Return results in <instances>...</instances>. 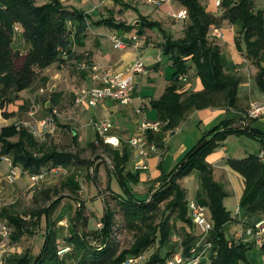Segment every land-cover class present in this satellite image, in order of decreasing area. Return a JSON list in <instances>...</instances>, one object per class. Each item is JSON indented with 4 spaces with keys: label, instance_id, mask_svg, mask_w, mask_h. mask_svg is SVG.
<instances>
[{
    "label": "trees",
    "instance_id": "16d2710c",
    "mask_svg": "<svg viewBox=\"0 0 264 264\" xmlns=\"http://www.w3.org/2000/svg\"><path fill=\"white\" fill-rule=\"evenodd\" d=\"M112 1L123 11H136L135 7L124 0ZM177 1L185 8L188 19L181 38L175 39L160 22L151 21L143 15L138 17L140 29L157 30L162 35L163 53L170 56L176 70L165 93L153 103L159 121L164 125L159 133L151 130L146 132L147 140L158 147L163 146L165 133L177 128L191 111L237 108L240 81L225 72L221 47L211 36L212 28L223 21L242 25L235 43L241 52L242 46L245 47L243 54L259 68L256 83L264 92V11L256 9L254 0H222L219 16L208 12L201 0ZM88 21V14L76 7L64 5L61 0H49L42 4H38L37 0H0V110L18 100L19 93L33 86L45 69L56 63L66 67L79 59L71 50V37L74 33L78 37L82 36L88 29ZM92 24L116 30L136 29L132 24L117 22L113 16ZM18 28L22 29L27 47L24 54H19L13 47ZM191 65H194L202 82L203 89L200 92H186L181 86L179 76L188 73ZM51 95L48 108L52 111V107L57 104V93ZM2 115L4 118H11L14 113L3 111ZM233 123L225 120L214 127L170 173L157 179L155 183L159 187L155 192L151 191L153 193L150 200L136 198L127 186L129 182H139V174L125 172L128 153L109 149L112 171L123 190V195L112 193V196L122 209L125 226L133 233L134 238L132 245L120 252L112 241L115 212L110 209L107 201L101 221L102 228L92 232H81L78 228V222L84 218L80 204L63 246L58 243V236L49 222L51 209L61 202L63 195H58L49 207L33 211L30 222L15 210L14 204L0 207V224L6 222L11 227L13 242H19L22 236L31 232L29 225L39 226L42 216L47 221V236L40 253L32 257L28 252L13 259V264H123L128 259L140 257L156 243L160 248L166 247L171 240L172 231L177 229V223H183L190 229L194 226L189 216L187 192L179 183L194 170L199 173L201 190L206 198V203L203 200L199 203L208 207V217L213 222L209 239L214 245L216 256H212L205 264H250L247 253L251 246L234 241L224 230L226 224L235 222L224 205L228 192L221 183L215 181L212 167L206 161V157L230 135L264 137L263 131L249 125L233 127ZM205 139H210L209 143L190 157ZM97 142L108 147L100 139ZM90 147L95 148L96 145L90 144ZM0 157H11L13 166L31 174H37L50 165L69 168L78 163L82 166L92 164L90 161L80 160L73 152L60 150L54 144L42 148L33 134L26 128H19L18 124L0 128ZM228 164L245 183L239 207L250 215L264 213L262 158L249 155L242 159H229ZM61 186L69 191V197L75 199L81 191L76 173L67 177ZM183 237L181 248L188 254L195 236L192 231L184 228ZM60 248H69V251L59 255ZM171 254L156 252L141 264H164Z\"/></svg>",
    "mask_w": 264,
    "mask_h": 264
},
{
    "label": "crops",
    "instance_id": "0c3cea01",
    "mask_svg": "<svg viewBox=\"0 0 264 264\" xmlns=\"http://www.w3.org/2000/svg\"><path fill=\"white\" fill-rule=\"evenodd\" d=\"M79 1L78 4L83 6L87 4L88 0ZM124 1L135 7L136 11H120V6L115 7L116 9L111 13V16L117 22L127 25L132 24L129 21V18H132L131 14H135L137 17L143 15L151 21L160 22L162 27L175 39L183 36V33H179V28L183 24H187V21L186 19H178L174 15L186 10L177 0H170L162 4L156 11H154L153 6L137 5L132 0ZM201 1L207 7L208 12L216 16L221 14L220 9L215 6V0ZM105 2L109 4V8H112L110 10H113V7L110 6V2L113 1L106 0ZM254 2L257 10L264 11V8H260L261 6L257 4V0H254ZM67 6L76 7L73 3ZM78 9L82 10L81 7ZM82 11L89 16L88 29L80 37L76 36L75 33L71 37V50L79 59L73 61L67 68L56 63L45 69L33 86L19 93L18 100L6 106L4 110H0V128L12 124L39 122L48 118L51 110L48 108L47 102L50 101L52 93L47 96L45 92L47 90L51 91L53 87L56 88L55 92L57 93L55 98L57 104L55 106L68 108L72 105L74 106L78 89L99 86L100 82L93 80L88 72L77 69L79 63L87 62L96 65L100 74L109 71L110 73L127 76L128 69L136 59L141 58L148 73L135 78V89L130 103L121 104L114 101H102L95 107L83 104L74 108L72 116L63 117L57 122V140L59 142L63 140V142H72L79 145H90L99 139L91 121L105 118L111 119L113 122L111 133L117 135L121 141L119 148H112L119 152L126 151L128 153L129 159L125 165L126 173L139 174V182L137 184L131 182L127 184L136 198L143 200L155 192L159 187L158 183H155L156 180L162 175L170 173L200 140L221 122L229 120L234 122L233 127L249 125L253 129L264 132V116L250 118L247 115L251 104L264 103V92L258 88L256 83L257 72L255 75L247 71L248 65L251 67L255 66L243 54L242 58L239 59L240 61H237L238 63L235 61L234 56L232 58H224L225 55L222 54L225 72L240 81L237 108H206L191 111L174 132L168 131L165 133L162 147L155 145L154 150H148L146 157L138 156L136 149L130 145L129 141L131 138L141 134L139 131L141 123L159 122V116L153 108V103L158 101L165 93L176 70L170 56L163 53L161 47L163 37L157 30L145 29L143 31L144 35L139 36L138 41L133 42L131 38L135 34L137 35V29L126 31L116 30L107 26H96L92 23L109 18V16L105 15L102 17L101 15L103 14H101L96 18L92 11ZM93 12H98L97 8ZM168 20H172V23H169ZM226 22L228 21H223L220 25L212 28V30L215 28L219 29L225 37L222 26ZM231 27L232 34L228 39V44L224 43V37L223 39H217L221 43V51L224 48L226 52H233V40L236 41V38L240 36L242 25L237 23L235 25L232 24ZM115 35L125 43L124 48H114L111 37ZM16 46L24 47V53L27 51L21 28L17 29L13 47L15 51L20 49L21 54H24L23 50H21L22 48H17ZM68 67H73L74 71H76L75 74L70 75ZM187 74V81L181 82L183 90L186 92L202 91L203 85L197 76L194 65H191ZM41 103H45L44 109ZM33 108H35V112L32 115ZM3 111L14 113V116L4 118L2 115ZM245 122H247V125H245ZM59 130L64 131L62 133ZM65 131L71 133L69 141H66ZM159 131L155 133H159ZM148 143L153 144L149 141ZM249 155L259 156L264 161V137L254 138L247 135H230L206 157L207 163L212 167L215 181L221 183L228 192V196L224 200L226 208L229 210V204H233L234 200L236 201L237 209L235 212L233 213L229 210L235 222L226 224L224 227L226 232L229 233L228 230H230L237 237L234 239L236 242L239 239L247 242L246 239L248 240V238L244 230V227H247L246 223L251 224L264 219V213L250 215L239 207L245 183L243 178L228 164L229 159H242ZM141 165H145L146 168H141ZM12 167L14 166L12 165L11 157H0V200L10 191L16 190V188L11 189L10 187H13L12 184H15L21 177H18L13 183L8 180ZM114 182H117L119 187ZM195 182H198L196 186ZM179 183L187 192L188 202H200L203 200L206 203L197 170L182 178ZM110 187L112 192L123 195V190L114 172L112 181L108 184V189ZM12 204L14 203L12 202ZM192 233L195 236L197 233L196 229Z\"/></svg>",
    "mask_w": 264,
    "mask_h": 264
},
{
    "label": "rangeland",
    "instance_id": "374dc122",
    "mask_svg": "<svg viewBox=\"0 0 264 264\" xmlns=\"http://www.w3.org/2000/svg\"><path fill=\"white\" fill-rule=\"evenodd\" d=\"M48 1L49 0H37L38 4H42ZM105 1L106 0H88L86 2L87 4L81 6L78 4V2H80L79 0H62V2L66 4V6L71 5L73 3L76 5L77 8L81 7V9L84 11H92L93 15L95 14L94 17L96 18L99 17L101 14H103L101 15L102 17L105 15H108L110 17L111 13L117 8V5H115L114 2H110V6L113 7V10H110L112 8H109V4H107ZM132 1H134V3H136L137 5L147 7L153 6L154 11L160 8L159 5H154L148 2V0ZM164 3H167V1L163 2L162 4ZM257 4L261 6L260 8H264V0H257ZM96 8L98 12L100 11L99 13L93 12ZM131 15L132 18H129V21L134 23L138 20V17L135 14ZM186 21H188V19H186ZM169 23H172V20H170ZM186 25L187 24L185 23L179 28V33L184 32V28L186 27ZM231 25L232 24H230L229 22H226L222 26V30L225 35L223 39L225 44H228V39L232 34ZM215 39V42L221 47L220 41H218L217 38ZM233 43V52H226V50L224 51L223 48L222 54L225 55L224 58H232V56H234L235 61L237 62L240 61L239 59L242 58V54L245 53V47L242 46L243 51L241 52L236 46L235 40H233ZM16 47L22 48L21 50H23L24 53V47ZM16 52L21 54L20 49ZM243 55L245 56V54ZM248 67L249 68L247 69V71L251 74L254 73L256 75V72L258 73L259 71V68L257 66L251 67L250 65H248ZM65 68H67V66ZM68 71L70 75H73L76 72L74 71L73 67H68ZM45 93L48 96L51 94V91L47 90ZM44 104L45 103H41L43 109ZM72 106L68 108H64L61 106H53V108L59 110L60 113V117H57L55 119L56 121L54 130L49 134H45V138L35 137V139L40 143L42 148H46L51 144H54L60 150L73 152L79 156L80 160L90 161L92 164L90 166H82L78 163L75 166H70V168H68L69 170L67 174H48L46 179L38 182L37 184H34L28 176L22 175L15 184H12L13 187H10L11 189L16 188V190L10 191L7 195L2 197L3 199L0 200V207L11 205L13 202L15 210L20 215H22L28 222H30V220L32 219L31 216L33 214V211H39L40 209L49 207L50 204L57 199L58 195H63V199L61 200V202L57 204L53 209H51V220L49 221L50 223H52L51 228L56 232V235L58 236V243L63 246L65 245L66 237L71 232L72 220L75 216L76 211L80 208V204L82 205L81 209L83 211L84 218L83 220L78 222V228L81 232H92L102 228V226L100 227L99 224L101 223L102 218L104 216L105 201H107L110 209L115 212V226L112 241L114 242V244H116L118 252H120L123 249L129 248L132 245L134 238L133 233L130 232L125 226L122 209L117 203V200L112 196V193L115 192H111L112 190L108 189V184L112 181L113 175L112 159L111 154L109 153V149L113 148L109 146L105 147L96 141L94 142L96 147L92 148L90 147V145H76L72 142H63V140L59 142L57 140V122L60 121V119H62L63 117H67L65 116V112ZM34 109L35 108H33V110ZM59 131L62 132L64 130ZM64 134L66 137V141H69V139L71 138V133H67L65 131ZM72 173L77 174L79 182L81 184V191L78 193L76 199L73 197H69V191L64 190L61 186V183ZM197 183L198 182H195V186ZM114 184L119 187L117 182H114ZM147 198V200H150L151 195ZM232 199L231 201H233ZM163 208L164 205L162 204L161 209ZM236 209L237 205L236 201L234 200L233 204H229V210L234 213ZM170 221L171 223H173V218H171ZM84 222H86V225L84 224ZM246 224L248 227L252 226L254 223ZM247 227H244V230ZM184 228L188 231L195 232L194 226L192 229H190L183 223H177V229L172 231L171 240L169 244H167V246L163 248H160L158 243L154 244L153 246H151V248H149L146 252L143 253V260H148L150 256L156 252H160V254L165 255L166 253L173 254L179 249H181V244L184 238ZM29 229L31 232L26 233L24 236H22L19 242H13L11 240V234L13 232L12 229L10 230V235L8 237H0V264H13V259H15L16 257H21L28 252L32 255V257H35L40 253L45 242L48 229L45 216H42L39 226L33 227L32 225H29ZM228 231L229 233L225 231L226 234L229 235L233 240L237 238L233 233H231L230 230ZM246 241L247 242H244L242 240L240 241V239L238 240V242L248 243L251 246L247 253L248 262L250 264H264L263 250L259 248L255 243H253L252 240L246 239ZM92 243L94 245H97L94 241ZM215 256L216 254L214 255V257ZM212 258L213 257H211V259ZM143 260H141L138 264H141Z\"/></svg>",
    "mask_w": 264,
    "mask_h": 264
},
{
    "label": "built area",
    "instance_id": "2783aa9c",
    "mask_svg": "<svg viewBox=\"0 0 264 264\" xmlns=\"http://www.w3.org/2000/svg\"><path fill=\"white\" fill-rule=\"evenodd\" d=\"M168 2L170 0H148V2L161 6L163 2ZM222 5V0H215V6L220 9ZM174 17L178 19H186L187 12L181 11ZM211 36L217 39H223V34L217 28L211 31ZM139 36L134 35L131 40L133 42L138 41ZM111 40L114 44V48L122 49L125 43L118 37L113 36ZM65 58L66 55L64 56ZM70 63V62H69ZM78 70L86 71L89 73L93 80H98L100 82L99 86L92 88H81L76 92V98L74 106L65 112V116L70 117L73 114L74 108L80 105L86 104L91 107L97 106L102 101H114L121 104H128L132 100V95L135 89V78L138 76H143L148 73V70L141 58L136 59L133 65L128 69L127 76L121 74L105 72L100 74L99 69L96 65L89 64L87 62H82L78 64ZM188 79V74H181L179 80L185 82ZM33 110L32 115L34 114ZM248 117L259 118L264 116V103L262 104H251L248 110ZM60 117L59 110L53 108L48 118L39 122H25L20 123L19 128H26L29 132L33 134L34 137L45 138V134H49L54 130L55 119ZM95 131L98 134L99 139L103 144L111 146L113 148H119L121 146V141L119 137L111 133L113 128V122L109 118L101 119L98 121H91ZM164 125L163 122H143L139 126L140 135H137L130 139L129 143L137 151L138 156L146 157L148 155V150H154L155 144H149L146 138L147 131L158 132ZM247 125V122H245ZM176 130L173 129L171 132ZM141 168H146L145 165H141ZM68 168L63 166H47L42 169L37 174H31L24 171L22 168L14 166L11 168L8 180L13 183L18 177L26 175L30 180L37 184L38 182L46 179L48 174H67ZM189 213L196 229V235L194 242L188 252L185 254L183 249H179L175 253L168 256L164 264H205L207 261L214 256L215 250L214 245L209 239L210 233L213 230V222L208 217V207L202 205L197 201L188 202ZM102 226V223L99 224ZM11 227L8 226L6 222L0 224V237H8L10 235ZM245 235L248 239L252 240L259 248L264 252V219L258 220L252 226H248L245 229ZM69 251V248H62L58 252L59 255H63ZM144 259V255L138 258L128 259L123 264H138ZM264 260V253H263Z\"/></svg>",
    "mask_w": 264,
    "mask_h": 264
},
{
    "label": "water",
    "instance_id": "95a60500",
    "mask_svg": "<svg viewBox=\"0 0 264 264\" xmlns=\"http://www.w3.org/2000/svg\"><path fill=\"white\" fill-rule=\"evenodd\" d=\"M140 24L141 22L139 20L135 21L134 23H132L133 27H135L137 29L136 33L138 36H143L144 32L142 29H140ZM56 88L53 87L51 90V93L53 94L55 92ZM47 106H50V101L47 102ZM210 139H205L204 141H202L197 147L196 149L191 153L190 157L193 156L194 154H196L197 152H199L204 146H206L209 143Z\"/></svg>",
    "mask_w": 264,
    "mask_h": 264
}]
</instances>
